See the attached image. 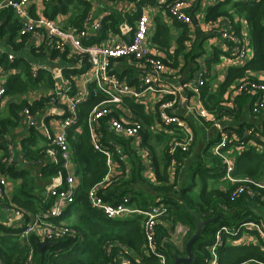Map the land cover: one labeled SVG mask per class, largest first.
<instances>
[{
  "label": "built area",
  "instance_id": "2783aa9c",
  "mask_svg": "<svg viewBox=\"0 0 264 264\" xmlns=\"http://www.w3.org/2000/svg\"><path fill=\"white\" fill-rule=\"evenodd\" d=\"M149 1L164 0H137V3ZM190 1L180 0L167 4L169 17L179 24L190 26L193 23V17L189 11H186ZM227 1L211 0L215 6ZM51 2L52 0H2L0 12L11 9L20 24L18 37L28 38V41L36 37L37 43L32 45L33 48L47 52L44 60L53 63V70H49V67L44 69L51 73L55 81L51 91L46 94L37 92L35 97L27 99L29 103H33L42 97H47L50 100L47 107L37 113V116L32 115L29 110L23 111L20 125L27 123L29 127L42 132L50 141L44 158L38 160L35 165L41 167L48 164H61L66 171V176L55 177L46 186V196L52 201L48 210L30 214L17 209L14 205L3 206L9 220L8 224L3 225L21 230V236L26 239L35 235L41 243L72 234L66 224L56 223L66 208L74 202L80 185V179L74 173L68 140L69 129L78 124L80 107L97 97H100L101 101L91 109L87 126L94 151L106 157L109 174L102 183L89 191V204L110 220H126L134 215L143 216L148 252L156 256L161 264H166V260L156 244V226L161 214L167 210L161 199H157L156 205L134 208L129 206L127 197L118 202L109 203L100 195V190L106 188L112 178L111 174L115 165L127 163L124 143L130 145L142 157L146 175L151 180H155L153 161L148 150L143 146L145 126L132 116L126 119L122 108L125 107L126 101L142 104V106L146 104L153 114L149 129L154 134L175 135L177 134L175 131L180 133L181 137L174 138L167 149L171 160L168 171L171 179L174 178L178 166L176 156L188 153L195 141L189 120L178 113L182 107L188 110L190 117L197 118L198 122H207L215 127L214 139L217 141L212 145L211 153L221 160L224 180L235 186L234 200L243 196L259 198L264 194V175L260 179L235 176L237 159L243 156L246 150L264 152V115L262 114L264 112V77L261 78L257 75L258 73L249 72L227 89L222 104L227 110L236 108L238 97L248 98L251 114H248L245 120L244 118L234 120L227 115L216 120L201 100L203 90L212 76L208 65V59L212 53L210 45L203 47L196 58V70L191 80L183 84L167 82L163 79L166 71L164 58L152 51L153 30L151 15L148 12L144 11L139 15L132 25L124 22L115 37H108L99 43H91L89 39L98 37L102 32L104 19H94L92 15H88L84 19L83 27L78 29L64 27L38 12L36 8L35 15H31L30 11L36 4L45 6ZM244 23L248 29L247 23ZM216 45L228 57L230 67H244L254 58L250 39L242 30L239 32L231 29L221 32ZM8 58L11 63L15 61L13 55H9ZM120 63L134 68L136 79L133 84L128 79L122 78L116 71ZM40 71H43L41 67L32 66V77H38ZM16 73L15 69L9 72L0 70V110L7 104L8 77ZM49 117L59 119L57 130H52L46 124ZM234 121L240 123L231 125ZM26 164L29 163L26 162ZM8 187L7 176L0 173L1 204L11 196ZM224 234H240L241 237L235 245H256L264 250V224L261 221H247L238 228L224 226L217 231V244L210 249L211 259L208 264H218L219 257L216 250ZM124 254L131 253L124 249ZM32 260L33 254L29 256L27 264H32ZM250 263L253 262L248 261L242 264ZM120 264H132V262L128 258H123Z\"/></svg>",
  "mask_w": 264,
  "mask_h": 264
},
{
  "label": "trees",
  "instance_id": "16d2710c",
  "mask_svg": "<svg viewBox=\"0 0 264 264\" xmlns=\"http://www.w3.org/2000/svg\"><path fill=\"white\" fill-rule=\"evenodd\" d=\"M176 1L180 0H169V3L172 4ZM80 2L82 3V0ZM62 5L64 6L62 12H65L66 5L63 3ZM224 5H230L229 9L247 22L254 58L244 67L230 69L227 80L213 94L208 93V82L203 90L201 100L216 120L225 115L234 120L245 119L248 114H251L246 96L237 98L234 110H227L222 104L228 87L236 80L249 72L264 74V0H228L224 4L210 8L206 20L213 21L220 16H227L228 10H221ZM83 6L85 9L82 16H86L89 7L86 3ZM15 17L11 9L0 12V23L2 22L0 38L7 35L17 52L25 47L28 38L24 37L21 43L14 44L20 25L18 18ZM78 18L80 19L81 16ZM114 20L111 24L113 29L116 26ZM74 24L77 26V22ZM108 25L105 26V31L109 28ZM166 37L167 35L164 36V39ZM185 39L183 34L178 40L175 56L171 58L170 65L174 68L178 63V57L186 52L183 43ZM32 54L35 58L44 60L48 53L42 49L39 51L33 49ZM189 54L193 55V51ZM222 55L224 56L223 52L214 49V53H211V57L208 59L210 69L212 64L219 62ZM51 57L53 59V51ZM164 63L166 64L165 60ZM0 67L4 72L20 69L22 73L9 75L6 83L8 101L5 107L0 110V149L2 150L0 168L2 172L9 174L14 183L13 194L2 204L0 203V217L3 218V206L10 207L12 205L23 212L37 214L48 210L52 205V201L47 196H43L46 186L53 178L66 176V171L61 164L41 166L37 168L41 176L39 183L32 177L30 169L21 171L11 167L6 169L5 165L10 158V152L5 137L10 136L11 132L20 126L23 111L29 110L32 115L37 116V113L45 109L50 101L49 98L42 97L38 101L29 103L27 100H20L21 97L29 91L38 90L43 82L52 89L55 81L51 73L46 70L40 71L38 77H32V66L29 63L22 59H15L11 63L8 55L0 56ZM100 101V97L92 98L82 105L78 124L69 129L68 140L72 152L74 173L80 179V185L76 191L74 202L66 208L56 223L66 222L72 234L51 241L50 243L53 245L40 249L41 241L35 235L26 239L21 236V230L12 229L0 222V264H27L31 254H33L32 264H120L123 258L131 260L132 264H161L156 256L148 252L143 216L134 215L126 220H110L89 204V191L102 183L109 174L106 157L94 151L87 126V118L91 109ZM125 106L138 117L137 121L145 126L143 146L148 150L153 161L155 180L144 175L145 166L142 163V157L124 143L125 153L130 160V168L123 167L121 176L110 179L107 187L100 190V195L109 203H115L127 197L129 206L134 208L156 205L157 199H161L167 210L161 214L156 226V244L159 252L165 256L166 264H176V257L187 255L186 247L183 253H180L168 243V227L174 228L178 224L184 223L188 225L189 231L191 230L190 237L197 230L196 217L200 221L212 220L205 225L200 238L192 246L194 260L191 264H208L211 259L210 249L217 244L216 235L221 227L238 228L244 222L264 219V194L259 198L243 196L234 200L235 186L224 180L223 167L222 170L219 168L221 160L211 153V145L217 141L216 139L207 141L203 140V137L198 138L199 130H196L192 125L195 141L200 139L199 141L203 142L201 152L198 155L194 153L198 162L194 168L187 170L183 175V167L187 159H190L191 151L197 143L194 141L188 153L176 156L178 166L174 178L171 179L168 172L171 160L167 149L174 138L181 137L180 133L175 131L177 133L175 135L170 133L154 134L149 129L152 125V117L145 112L142 105L126 101ZM262 114L264 115V112ZM210 125L207 124L208 127ZM161 144H163L161 147L163 150L158 154L157 147ZM49 146L50 141L33 129L31 136L22 143L23 159L31 164L30 167H35V163L44 158ZM263 175L264 152L259 153L248 149L243 156L238 157L235 176L260 179ZM186 178L189 179L190 184H184L186 185L184 186L182 184L187 180ZM198 188H200V194L194 196L192 193ZM240 237V234L222 235L221 243L216 250L219 257L218 264H242L248 261L253 262L250 264H264V250L256 245H235ZM124 249L129 250L131 254H124Z\"/></svg>",
  "mask_w": 264,
  "mask_h": 264
},
{
  "label": "crops",
  "instance_id": "0c3cea01",
  "mask_svg": "<svg viewBox=\"0 0 264 264\" xmlns=\"http://www.w3.org/2000/svg\"><path fill=\"white\" fill-rule=\"evenodd\" d=\"M1 1L2 0H0V2ZM62 3L66 5L65 12H62V10H64V6L62 5ZM84 3H86L87 6L89 7V12L87 13L86 16H82V12L85 9L83 6ZM167 4H169V0L149 1V2H140V3H137V0H120L115 2L110 0H82V3L80 2V0H52L50 4L45 6H42L40 3L36 4L35 6H33L30 12L31 15L34 16L35 8H36L38 12L43 13L44 16L53 19L62 26L73 27L78 29L83 27L84 19L88 15H92L94 19H100V18L104 19V26L102 28V32L98 37L90 38L89 42L91 43H99L104 41L108 37H115V35H117V33L120 32V27L124 24V22L129 25H132L134 24L135 20L139 17V15H141L144 11L148 12L151 15V23L153 30L152 33H155L154 39H152V42L154 44L152 51L154 54L163 57L164 60L166 61V71L164 73L163 79L167 82H173V83L183 84L184 82H187L193 78L196 70V58L202 52L203 47L205 48L206 45H210L212 48V54L214 53L215 48L220 50L219 47L216 45V43L218 42L221 32L231 29L239 32L242 30L243 32L246 33V35L250 39V32H249L250 29L249 27L247 29L244 23L246 21L243 18H240L239 16L235 15L234 11L229 9L230 5L227 6L224 5L221 7V10H228L227 16L224 15L218 17L216 20L207 21L206 18L209 13V9L215 8L218 5L217 6L213 5L211 0H191L190 6L188 9H186V11L187 12L189 11V13L192 15L193 23L190 26H186L173 21L169 17L167 11L168 9L166 10ZM80 16L81 18L79 19L78 17ZM113 20L116 21V26L114 27V29L111 25L113 23L112 22ZM240 21H244V22L241 23ZM75 22H77V26L76 24H74ZM0 24H2V22ZM106 25H108L109 28H107L105 31L104 28ZM178 28L182 30L181 35L178 34L177 32ZM183 34L186 37V39L183 42L186 52H184L178 57L177 60L178 63L174 68L170 65L172 63L171 58L175 56V52L178 49V40L180 39L181 36H183ZM165 35H167V37L164 39ZM21 40L22 38L18 37V32H17V37L14 41L15 42L14 44L21 43ZM164 41L166 44L165 43L162 44V42ZM36 43H37V39L36 37H34L32 40L30 39V41L26 43L23 49L16 52L13 48L12 43H10L9 37L6 35L5 37L0 38V56L13 55L15 59H22L24 62L29 63L31 66H38L41 67L43 70L49 67V70H53V63H51L48 60H39L33 56L32 50L34 48L32 45H35ZM192 51H193V55L189 54ZM190 55H192L191 58ZM233 68H237V67H230L229 59L228 57H226V55L220 56L219 62L211 65L210 70L212 76L208 84L209 94H213L220 89L221 85L224 84V82L228 78L229 70ZM0 70L3 71L1 67ZM15 70L17 71L16 74L21 73L20 69L19 70L15 69ZM116 71L119 73V75L122 78L128 79L131 84L134 83L136 79L134 68L132 67L129 68L128 66H126L125 63H120L117 65ZM257 75L261 78L264 77L263 73H258ZM44 85L45 83L43 82L38 90L29 91L25 96H22L20 100L32 99L33 97L36 96L37 92L42 93L41 91H43ZM143 107L145 108V112L148 115L153 116V114L149 111L148 107H146V104H144ZM122 108L124 110L123 115L126 117V119L132 116L134 119L137 120L138 117L135 114H133V112L130 111L128 108H126V106L125 107L123 106ZM181 109L180 111H178V113H180L182 117L187 118L191 126L194 125L196 130H201L203 128L202 124H201L202 125L201 128H199L195 124V118L190 117L191 115L188 114V110H185L182 107ZM59 123H60L59 119H53V117H49L46 122L48 127L51 128L52 130H57ZM237 123L240 122L234 121L231 125H237ZM32 130L33 128L29 127L28 124L25 123L15 128L11 132L12 134L10 136L5 137V141L7 143L8 150L10 152V158L5 166L6 169L8 167H11V168H16L18 171H21L22 169H28V170L30 169L32 170V177L35 178V180H37L40 183L41 176L37 169L39 167L37 166L30 167L29 164H26V161L23 159V154H22V143L31 136ZM40 134L43 135L42 132H40ZM203 140H205V136H203ZM125 144L132 150L130 145H128L127 143ZM201 147H203V142H200V150H196L195 154L198 155V153L201 152ZM162 150L163 149L161 148V146L157 147L158 154H160V151L162 152ZM1 153L2 150L0 149V156ZM195 154L192 158L187 159L183 167V175L187 172V170L189 171L190 169L194 168V166L197 164L198 160L195 157ZM126 156H127L126 164L115 165L114 171L111 174L113 179L115 177L121 176L123 167H125L126 169L130 168V160H128L127 154ZM0 173H4L7 176L9 181V187H8L9 193L10 195H12L14 192V183L10 179L9 174L2 172L1 168H0ZM144 175L148 177L145 171H144ZM4 213L5 212L3 209L2 210L3 218L0 217V222L2 224L4 223L8 224L7 223L9 221L8 217ZM258 221H261L264 224V219L263 220L260 219ZM168 230L170 234L173 233V228L168 227Z\"/></svg>",
  "mask_w": 264,
  "mask_h": 264
},
{
  "label": "rangeland",
  "instance_id": "374dc122",
  "mask_svg": "<svg viewBox=\"0 0 264 264\" xmlns=\"http://www.w3.org/2000/svg\"><path fill=\"white\" fill-rule=\"evenodd\" d=\"M172 28H174V27H172ZM177 32L180 35L182 34V30L180 28H178V31ZM154 36H155V33H152V39H154ZM50 91L51 90H50V88L48 86H46V85L43 86V91H42L43 94H46V93H48ZM7 101H8V99H7ZM195 124L199 128H201V126L203 125V128L201 130H199V136H198V138L201 139V137L205 136V140H207V141H210L211 139L215 138L216 132H215V127H213V124H211L210 127H208L207 126V124H208L207 122H200V123H198L197 118H195ZM228 132H229V130L227 131V133ZM199 140H196L197 143L195 141L196 144H195V146L193 147V149L191 151V157L190 158H192L194 156V153L196 152V150H200V141ZM162 145L163 144H161L159 146L162 147ZM219 168L220 169L222 168L221 161H220V167ZM181 173H182V171H181ZM181 177H182V175L180 176V178ZM181 183H182V179H181ZM184 184H190L189 183V179L185 180L182 185H184ZM184 186H186V185H184ZM198 186H200L199 183H198ZM199 191H200V188H198L197 191L195 190L192 194H194V196H198L200 194ZM4 214H6V213H4ZM64 224L68 225L66 222H64ZM190 232H191V230L189 231L188 225H186L184 223L179 224V225H177L176 227L173 228V233L170 234L168 232V235H169V242L168 243L172 245V248H174L175 251H180V253H183L184 248L186 247L185 246L186 242L189 241L192 238V236L195 234L194 233L192 236L189 237ZM178 257H187V255H180Z\"/></svg>",
  "mask_w": 264,
  "mask_h": 264
},
{
  "label": "water",
  "instance_id": "95a60500",
  "mask_svg": "<svg viewBox=\"0 0 264 264\" xmlns=\"http://www.w3.org/2000/svg\"><path fill=\"white\" fill-rule=\"evenodd\" d=\"M44 196H46V193H44ZM196 221H197V230H196L195 234L192 236V238L188 241V243L186 245L187 257H176V264H191L193 262L194 256L192 254V246L200 238L202 230L205 227V225L208 222L212 221V220H210V221H200L196 217ZM51 245H53V244L50 243V242L40 243L39 244V248L43 249V248L51 246Z\"/></svg>",
  "mask_w": 264,
  "mask_h": 264
}]
</instances>
